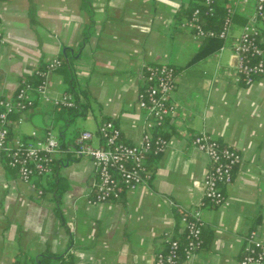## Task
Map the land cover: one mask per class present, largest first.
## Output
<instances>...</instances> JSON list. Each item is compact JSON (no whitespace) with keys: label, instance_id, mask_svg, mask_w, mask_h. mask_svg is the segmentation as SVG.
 I'll return each instance as SVG.
<instances>
[{"label":"crops","instance_id":"1","mask_svg":"<svg viewBox=\"0 0 264 264\" xmlns=\"http://www.w3.org/2000/svg\"><path fill=\"white\" fill-rule=\"evenodd\" d=\"M192 1L0 0V99L12 98L21 80L62 57L74 81L68 71L52 72L48 95L71 93L73 84L87 107L65 123L56 121L57 108L40 101L21 122L12 116L15 133L55 130L61 149L51 175L33 184L19 180L0 153V264H39L43 257L48 264H157L165 237L182 241V218L197 208L201 248L181 264H239L251 232L264 247V76L241 85L233 56L250 18L264 49V24L252 18L249 2L218 0L234 12L228 37L214 50L180 28ZM157 64L176 71L175 111L158 131L168 147L146 160L147 186L125 191L118 202L91 204L97 173L90 159L76 158L75 139L88 131L91 144L100 145L97 127L111 120L124 142L140 143L143 68ZM201 133L241 156L232 183L222 188L228 206L200 205L208 159L191 139Z\"/></svg>","mask_w":264,"mask_h":264},{"label":"built area","instance_id":"2","mask_svg":"<svg viewBox=\"0 0 264 264\" xmlns=\"http://www.w3.org/2000/svg\"><path fill=\"white\" fill-rule=\"evenodd\" d=\"M241 1L249 2L253 10L252 18L264 24V0ZM214 2L215 0H204L205 9L195 7L181 22L180 28L191 32L195 39L217 37L225 40L229 35L234 9L226 8L222 27L218 32L205 30L202 13L213 14ZM250 19L233 44L236 81L243 86H250L256 79L264 76V49L260 43V30ZM4 46L5 38L0 28V51ZM61 66L62 61L57 58L47 62L34 71L33 81L23 79L19 82L12 98L0 99V153L4 156L7 167L23 183L31 184L51 175L61 148L57 133L52 129L41 134L34 131L23 137L12 130L11 118L18 115V121L21 122V116L33 109L37 101L54 107H75V98L71 93H64L59 97L48 95L47 78ZM143 77L144 86L137 99V107L146 114L140 143L124 142L121 130L111 120L104 121L97 127L96 135L100 145L91 144L93 134L88 131L80 132L75 139L76 158L90 159L97 173V181L88 197L91 204L118 202L122 200L125 191L147 186L150 173L146 160L151 156H162L168 147L167 138L158 131L162 129L167 117L175 111L171 100V94L176 87L175 68L169 64L147 65L143 68ZM191 144L208 159V168L202 182L203 201L200 205L228 206L229 202L222 188L232 183L233 171L241 164L240 154L205 133L195 135ZM37 193L42 195V190L38 189ZM182 220L185 225L183 240L165 237L166 249L156 256L157 264H181L190 261L201 248L203 222L199 209L191 211ZM239 264H264V247L255 232L245 238Z\"/></svg>","mask_w":264,"mask_h":264},{"label":"trees","instance_id":"3","mask_svg":"<svg viewBox=\"0 0 264 264\" xmlns=\"http://www.w3.org/2000/svg\"><path fill=\"white\" fill-rule=\"evenodd\" d=\"M195 7H199L202 10L205 9V4H204V0H193L192 1V6L190 9V12L195 8ZM214 7H215V11L213 14L211 15H206L204 13H202V22H203V26L205 28V30L211 29L215 32H218L219 29L221 28V24L223 22V19L225 17V13H226V6L224 7L222 4H220L218 2V0H215L214 2ZM205 43H207L208 45L211 44L213 45V49L216 50L218 47L221 46L222 41L220 39H218L217 37H211V38H206L205 39ZM60 60L62 61V66L55 70H65L67 72L68 78H69V83H72L74 80L73 74L71 72V69L69 68L68 65V61H66L65 58H60ZM30 81L34 80V75H31V77L28 79ZM71 94L74 96L75 98V107L68 109V108H63V107H55L58 109V115L56 118V121L58 123L60 122H67V121H71L73 120L75 117L83 115V113L86 110V105L85 104H81L80 100V94L75 90L74 85L71 84V89H70ZM153 157V156H151ZM160 157V156H159ZM54 166H53V170H54ZM202 243V241H201ZM49 259V257H43V260L40 261L39 264H48L47 260ZM65 263V262H64ZM61 264V263H59Z\"/></svg>","mask_w":264,"mask_h":264},{"label":"rangeland","instance_id":"4","mask_svg":"<svg viewBox=\"0 0 264 264\" xmlns=\"http://www.w3.org/2000/svg\"><path fill=\"white\" fill-rule=\"evenodd\" d=\"M55 133H57L55 130H54Z\"/></svg>","mask_w":264,"mask_h":264}]
</instances>
